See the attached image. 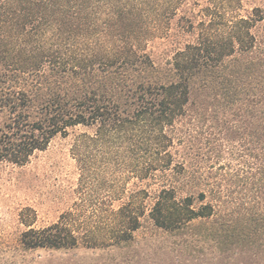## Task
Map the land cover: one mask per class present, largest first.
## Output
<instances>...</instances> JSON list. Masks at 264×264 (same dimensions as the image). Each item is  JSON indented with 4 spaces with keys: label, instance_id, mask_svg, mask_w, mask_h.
I'll return each instance as SVG.
<instances>
[{
    "label": "trees",
    "instance_id": "obj_1",
    "mask_svg": "<svg viewBox=\"0 0 264 264\" xmlns=\"http://www.w3.org/2000/svg\"><path fill=\"white\" fill-rule=\"evenodd\" d=\"M182 1L0 0V160L23 165L85 126L73 145L81 181L114 153L140 182L116 190L103 225L77 209L42 227L23 221L1 264H264V42L253 31L264 15H182L193 39L158 63L149 41ZM229 142L247 169L227 186L192 154L219 160ZM81 246L103 254L56 256ZM37 250L51 254L29 259Z\"/></svg>",
    "mask_w": 264,
    "mask_h": 264
},
{
    "label": "rangeland",
    "instance_id": "obj_2",
    "mask_svg": "<svg viewBox=\"0 0 264 264\" xmlns=\"http://www.w3.org/2000/svg\"><path fill=\"white\" fill-rule=\"evenodd\" d=\"M214 5L210 0H183L177 15L169 21L168 33L157 34L149 41L148 49L153 58L158 63L165 62L175 49L193 39V35L184 31V20L180 19L182 15H190L197 22L207 6L216 21L223 15L225 18L247 15L255 7H259L264 15V0H240V3L236 2L231 7ZM253 31L264 42V19L257 23ZM84 130L92 132L93 129L76 126L70 128L67 135H56L46 149L36 151L23 165L0 160V264L4 252L17 243L22 231L28 228L23 221H31L34 227H42L57 221L63 212L77 209L80 217L91 225H103L109 207H117L120 203L116 190L125 189L128 196L137 189L140 182L132 174L133 160L128 158L124 164L122 156L114 153L99 154L95 163H92V173L88 172L86 176L89 183H85V179L81 181V165L73 152V145L76 135ZM241 148L239 143L229 142L219 160L214 154L211 157L207 153L203 155L205 150H201V154L199 151L192 154L193 161L197 168L207 172L224 173L228 181H221L228 186L237 170L247 169V157H242ZM90 174L93 176L91 179ZM150 203L151 199L147 197L146 204ZM148 232L144 228L137 235L142 238L149 235ZM172 239L169 238L168 242ZM73 253L81 261L88 262L103 254V251L81 246L67 254L57 252L56 256ZM50 254L47 250L31 251L28 258H47Z\"/></svg>",
    "mask_w": 264,
    "mask_h": 264
}]
</instances>
